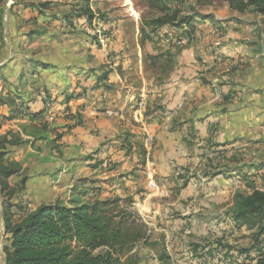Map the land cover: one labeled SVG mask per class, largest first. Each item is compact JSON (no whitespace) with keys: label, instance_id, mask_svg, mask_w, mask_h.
Returning <instances> with one entry per match:
<instances>
[{"label":"crops","instance_id":"1","mask_svg":"<svg viewBox=\"0 0 264 264\" xmlns=\"http://www.w3.org/2000/svg\"><path fill=\"white\" fill-rule=\"evenodd\" d=\"M0 10L6 12L1 1ZM26 13L39 18L40 11ZM4 23L0 61L8 64L0 69L11 70L17 79L30 34L24 26L17 30L15 21ZM226 32L215 43L221 47L218 52L189 49L177 55L158 88H75L67 106L62 103L67 91L26 92L28 110L21 128H26L29 144L53 140L54 131L61 134L69 126L64 142L74 151L70 164L75 167L62 170L59 160L41 168L40 163L26 182V198L33 196L37 203L30 212L56 202L72 206L119 198L150 227L149 236L165 238L168 252L172 249L190 261L191 242L201 244L193 253L201 255L195 263H229L222 262V247L242 246L230 240L246 233L233 226L236 195L264 192V54L251 51L253 37L243 38V44L231 29ZM47 96L50 101H44ZM141 103L144 111H139ZM10 111L0 108L4 116ZM65 111L80 120L67 123ZM40 112L41 118L31 120L28 115ZM6 120H1L2 127ZM12 122L0 135L20 131ZM83 177L88 192L80 186ZM0 222L4 228L1 193ZM174 261L181 264L178 258Z\"/></svg>","mask_w":264,"mask_h":264},{"label":"rangeland","instance_id":"2","mask_svg":"<svg viewBox=\"0 0 264 264\" xmlns=\"http://www.w3.org/2000/svg\"><path fill=\"white\" fill-rule=\"evenodd\" d=\"M0 1L6 12H9L6 14L0 10L1 29L4 21L6 25L15 21L17 30L24 26L27 30L24 32L30 34V46L25 50L27 56L21 62L18 71L19 78L16 79L11 70L1 73L2 69H0V91L4 92H0L1 103H9L13 95L19 94L26 104V92L46 91L50 93L48 88H53L52 92L59 94L67 91L66 95L68 96L74 95L72 90L75 88H158L162 84V80H165L173 70L177 55L189 49L196 53L200 51L204 53L218 52L217 50L221 47L215 43L227 33L226 29H231L238 38H242L237 42L243 44H245L243 38L248 35L253 37L251 42L254 44L250 48L251 51L256 55L264 54V12L259 11L254 5L243 7L236 4L230 6L225 0ZM244 4H246L245 1ZM25 10H39V18L32 17ZM84 14H92L90 19L92 21H86V18L83 17ZM167 16H173V23L161 28L154 26V20ZM24 17L25 19H23ZM66 18H69L72 23L60 26L59 24ZM2 31L4 30L2 29ZM151 52L157 53V56H150ZM255 62L262 61L256 59ZM1 64L4 65L3 69H7V62L0 61ZM15 67L17 66L15 65ZM15 88L18 89L17 93H14ZM7 92L10 97L5 95ZM87 102L90 104V100L87 99ZM141 104L139 111H144V103ZM66 113L68 112L63 113V119L67 123L71 124L75 119L77 122L80 120L76 115ZM105 114L110 116L109 111H106ZM24 116H26V112L23 111L22 115L6 120L7 122H3L4 126L0 127V134H2L5 132L4 127L9 126V122L18 121L12 123L15 126L18 125L20 131H7L5 135H8L9 138L18 136L22 139V143L17 146L7 145L9 152L7 158L13 162H17L15 159L18 160L22 166L21 174L9 180L14 185L11 187L16 192L13 198L9 199L1 195L3 204L4 200L8 199L18 206V208H13L16 219L26 212H30V208L37 205L33 196L26 198V184L24 187L21 184L22 180L28 181L40 163H42L39 166L41 168L42 165L53 166L48 163L59 160L58 167L66 170L72 167L70 163L72 160L74 161V156L72 157L74 151L65 145L66 141L64 142L70 130L69 126L65 127L66 130H63L61 134L54 131L50 137L53 140H39L36 143L34 141V144L30 145L29 140L26 139V132L25 134L21 133L23 131L22 120L26 121ZM50 118L47 120L49 125H52L55 120L53 117ZM56 142L60 145L57 146ZM83 156L86 160L87 155ZM82 176H86V174L84 173ZM244 177L250 178L248 175H244ZM79 182L80 186L85 187L88 184V179L83 177ZM245 182L252 183L250 180ZM86 192L88 191L86 190ZM87 194L84 195L88 196ZM64 196L66 197V194ZM124 203L127 201L121 200L120 204L124 205ZM126 207L130 212L136 213L137 220L146 224L138 212L132 209L133 207L130 208L128 205ZM176 215L177 213L174 214V216ZM233 224L234 227L239 230L243 229L246 233H239L238 237H231L230 241H241L242 246L238 247L241 249L252 245L253 234L256 231L254 229L251 231L245 226L238 227L236 222ZM5 244V232L0 222V264H5L3 254ZM189 245L192 252L190 261L184 257L179 258L180 253L172 249L168 252L164 237L155 239L149 236L146 242H142L138 246L141 251L139 254L140 264H177L175 261L171 262L176 258L181 264H197L194 259L201 255L193 253L198 251L201 244L197 246L190 242ZM234 247L232 246L230 249L229 246L222 247L224 253L221 255L222 262L230 260L225 264L237 262L228 256L229 250ZM161 255L165 256L164 261L160 260ZM257 256L254 255V258L251 257L244 264H258Z\"/></svg>","mask_w":264,"mask_h":264},{"label":"trees","instance_id":"3","mask_svg":"<svg viewBox=\"0 0 264 264\" xmlns=\"http://www.w3.org/2000/svg\"><path fill=\"white\" fill-rule=\"evenodd\" d=\"M225 1L230 6L254 5L259 11L264 12V0ZM84 15L86 21L92 17V14ZM172 17L156 19L154 26L161 28L171 24ZM69 23L72 21L66 18L64 24ZM17 92L18 89L15 88L14 93ZM1 93H4L3 90ZM5 95L9 96V93ZM50 98L47 96L44 101H50ZM72 99L73 96L65 94L62 103L67 106ZM2 107L11 108L13 112L10 111L8 116L0 114V127L1 120L18 117L23 111L25 113L28 110L19 94L13 95L9 103L0 102V108ZM43 114L44 112L28 115L33 120L41 118ZM22 132L25 134L26 128ZM20 143L22 139L18 136L14 138H9L8 135L0 136V192L4 198H13L16 191L11 187L9 180L20 175L22 170L20 163L7 158L9 153L7 145L17 146ZM26 182L27 180L23 179L21 184L24 186ZM8 199L4 200L3 204L5 264L141 263L139 259L141 251L138 246L148 240V227L135 218V212H130L128 207L122 206L119 198L74 202L72 206L56 202L42 205L32 212L28 211L19 219H16L13 211V208L18 206ZM231 215L238 227L246 226L256 232L253 234L252 245L248 248L231 249L228 256L244 264L246 260L258 255V264H264V192L255 189L250 195L237 194ZM159 258L165 260L164 255Z\"/></svg>","mask_w":264,"mask_h":264},{"label":"built area","instance_id":"4","mask_svg":"<svg viewBox=\"0 0 264 264\" xmlns=\"http://www.w3.org/2000/svg\"><path fill=\"white\" fill-rule=\"evenodd\" d=\"M141 107H143V104H141ZM149 142V140H147Z\"/></svg>","mask_w":264,"mask_h":264}]
</instances>
